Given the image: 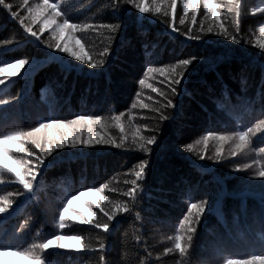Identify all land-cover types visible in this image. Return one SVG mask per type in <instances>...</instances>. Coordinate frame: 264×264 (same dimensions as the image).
I'll use <instances>...</instances> for the list:
<instances>
[{
    "label": "trees",
    "instance_id": "obj_1",
    "mask_svg": "<svg viewBox=\"0 0 264 264\" xmlns=\"http://www.w3.org/2000/svg\"><path fill=\"white\" fill-rule=\"evenodd\" d=\"M42 2L28 0V5L18 7L21 0H6L13 4L12 11L25 17L29 7ZM219 2L223 9L227 0ZM50 3L57 4L62 12L57 23L66 18L81 26L92 25L83 32L77 30L76 36L91 57L97 62L103 58L105 63L91 68L61 53L54 47L55 25L39 32L43 17L31 24L40 36L37 40L0 5V67L7 65L0 73V100L8 101L0 104V137L27 132L51 119L92 115L102 118L96 128L103 136L113 137L117 143L121 135L126 139L121 147H65L50 156L45 149L27 144L42 154L44 166L32 192H27L14 174L0 171V206L9 205L8 211L0 214V245L30 251L44 264H225L228 259L240 264L246 256L260 254L264 250V177H256V173L264 170V152L259 151L264 147V124L260 123L264 121V49L255 45L264 43V33L260 32L264 12L254 9L264 7V0H241L238 28L233 15L226 11L220 21L213 22L204 15L202 4L197 23L192 24V14L188 13L181 25L183 0H177L175 20L171 14L164 16L167 4H159V0V13L154 11L157 5L147 0L142 6L150 11L144 14L125 0ZM115 7L119 11H114ZM221 22L240 43L217 34ZM115 23L122 25L115 34L102 27ZM209 27L212 32H208ZM194 36L201 39L191 38ZM106 47L110 54L101 57ZM193 57L196 60L184 70L177 94H171L160 81L167 78L170 82L171 67ZM20 58L32 62L20 75L12 76L15 69L11 64ZM148 67L164 68L165 73L145 77ZM140 79L146 84L139 85ZM149 84L164 88L175 107L164 108L167 101L153 93ZM120 113H124L120 122L123 133L112 119ZM161 113L169 118L161 120ZM248 128L255 134H250L243 149H237L232 141L210 139L207 146L203 141L209 132L232 135ZM137 134L157 135L159 148L150 146L152 153L145 154L132 141ZM189 144L192 151L187 150ZM6 147L13 145L9 142ZM217 147L221 148L219 158L215 157ZM12 154L32 160L34 165L39 163L14 149ZM145 159L150 161L146 175L133 186L130 181L136 179L137 166ZM8 164L17 167L11 160ZM237 167L239 171L234 170ZM101 185L109 197L102 206L111 209L121 203L129 207L127 213H117L111 231L104 233L68 218L61 229L59 214L67 200ZM130 188L135 191L125 196ZM205 199L207 210L195 225L196 231L187 233L180 222L192 203ZM91 211L96 213L94 219L101 223L106 220L95 204ZM189 234L191 241H187ZM55 235H78L84 246L31 248ZM176 235H184L183 254L174 247ZM101 242L105 244L103 251L99 249ZM168 248L173 251L166 252ZM13 256L16 264H25L22 257ZM9 261L13 260L5 264Z\"/></svg>",
    "mask_w": 264,
    "mask_h": 264
},
{
    "label": "snow or ice",
    "instance_id": "obj_2",
    "mask_svg": "<svg viewBox=\"0 0 264 264\" xmlns=\"http://www.w3.org/2000/svg\"><path fill=\"white\" fill-rule=\"evenodd\" d=\"M126 3L133 5L136 9H138L139 13L144 14L150 11L149 7L142 6V4H146L147 0H140L139 3L136 0H125ZM114 3H118V0H114ZM153 4H156L154 11L159 13L161 8L159 4H167V9L164 11V16L172 15L173 20L176 17V7L177 0H159V4L157 0H152ZM203 6L204 15L208 16L212 19L213 22H217L221 20V15L224 11L228 14L233 15V23L236 24L237 28L239 26V18L241 16V0H227V3L224 5L223 9L219 0H183V13L179 17V23L181 25L185 24V20L187 18V14L191 13V21L192 24L197 23V13L200 10V6ZM0 5H3L7 10L11 12V15L14 19H17L19 24L24 27L25 31L30 34L32 37L40 40V36L37 31H34L31 27V24L37 23L41 21V17H43L41 24L42 26L39 29L40 33H43L45 30L51 28L55 25L53 29V36L56 38V43L54 47L58 49L61 53H67L68 56L74 57L77 61H82L84 64L89 65L91 68L102 67L105 63V60L102 58L98 62L95 58L91 57L88 52L85 51V45L81 43V40L77 38L76 33L77 30L83 32L87 28H91L92 25H78L76 23H70L69 19H63L62 23H57V17L62 15V12L58 10V6L55 3H50V0H43L41 4L36 5L34 8H28V16H21L18 12L12 11L13 4L6 3V0H0ZM28 5V0H21L20 5L18 7H24ZM171 10V13L170 11ZM114 11H119V7H115ZM256 12H264V7L254 9ZM47 13V15H45ZM219 13V14H218ZM26 21H30V23H26ZM102 27L108 28L113 34L117 33L119 29L122 27L120 23L102 25ZM174 27V26H173ZM220 31L217 34L224 35L227 39L232 40L235 43H240V40L237 39L235 35H232L229 28L225 25V23L221 22L218 25ZM67 30V36L64 35ZM175 30V28H174ZM212 27L208 28V32H212ZM192 28L189 27L187 30V34H191ZM260 32L264 33V26L260 28ZM193 39H201L200 36L191 37ZM63 41V43H61ZM258 48L264 49V43H257L255 45ZM49 48H52V44H48ZM105 54H110V49L108 47L104 48L103 52L100 53L101 57H104ZM196 60L195 57L191 59H182L179 61V64L173 65L169 70V75L172 76L171 81H167V78L161 80L160 83L164 84V88L170 89L171 94H177V88L183 82V78L185 77V69L188 66L192 65ZM32 61L27 58L16 59L11 67L15 69L11 73L12 76H17L21 74V70H25V66L29 65ZM7 68V65L4 67H0V73H4ZM158 72L161 74L165 73L164 68H153L148 67L144 72V76L147 77L149 73ZM3 83V81H0ZM139 85L143 86L146 84L145 79H140L138 81ZM151 88L153 93H158L163 96V98L167 101L166 104L163 105L164 108L175 107L173 101L168 98L165 94L164 88L155 87L151 84L148 85ZM139 95V94H137ZM8 103V101L0 100V104ZM133 108L136 107V104L132 105ZM146 107V105H145ZM159 111V109H157ZM124 113H120L119 115H115L112 119L115 121L116 127L119 128L120 132H124V127L120 123L121 117ZM161 120H167L169 117L163 115L161 113ZM100 116H92V115H77L75 119L71 120H61V119H51L48 122H42L38 127H34L27 132H16L10 135H5L0 137V171H7L11 174H14L16 178H18V182L23 185V188L27 192L33 191V184L37 180L38 175L40 174V169L44 166V159L42 158V154L38 155L33 148L27 147V144H31L35 147V149H45L47 155H51L55 150H63L65 147L74 148V147H91L94 145L104 146V145H115L116 147H121L124 140L126 139L123 135L120 136V143L116 142V139L113 137H105L102 135L100 130H97L96 126L101 124ZM261 124H264V121H260ZM250 134H255L253 128H248L247 131H239L232 135H216L214 132H209L207 136L203 137V141L205 146H207L208 141L210 139H215L220 142H228L232 141L236 144L237 149H243L249 143ZM134 144L139 145V149L143 151L145 154H151L153 151V147L155 146L157 149L159 148V140L157 135L143 136V135H134L132 138ZM11 142L13 148L5 147L7 143ZM199 143V141H198ZM13 149L16 153H23L29 157H35L38 164L34 165L32 160H24L16 158L12 153ZM187 150L192 151V145H187ZM260 152H264V147L259 149ZM233 156L236 155L235 151L232 153ZM221 156V148L217 147L215 150V157L219 158ZM204 156H201L200 159H204ZM209 160L213 159L212 156L207 157ZM8 160L13 161L17 167H9V164L6 162ZM218 162V160H217ZM150 163L148 159L141 161L138 164V170L135 171L134 175L136 179L130 181L133 186L137 185L138 180H143L146 172L147 165ZM251 167V165H245V168ZM239 171V167L234 169ZM256 177H264V170H260L256 173ZM255 178V177H250ZM105 185H101L100 187H91L88 189L89 193L99 194V201H85L86 207L89 209V216L86 218L84 213L76 212L75 209L72 208L74 201L80 200L82 196L86 193L80 192L79 195H73L71 199H68L63 210L59 214V227L63 229L65 227V214L69 211L75 212V215L72 216L73 221H79L81 224L91 225L95 229H102L104 233H109L111 231V225L114 221L117 213H127L129 211V207L127 204L117 203L114 204L111 209L107 207V205H103L104 201H108L109 197L104 195ZM135 191L134 188H130L128 192L124 195L128 196ZM24 193H18L17 195H23ZM134 198V197H133ZM95 204V207L100 210L106 220L101 223L99 220L94 219L96 213L91 211L92 205ZM208 201L201 200L199 203H192L188 209L187 214L184 216L183 220L180 222L181 229H184L187 233H194L196 231L195 225L199 223L202 215L207 210L206 206ZM9 205L0 206V214L6 213L8 211ZM171 239V237H169ZM184 235H176L175 236V249L179 250L181 254L185 252L186 244L182 243L184 241ZM192 240V235L189 234L187 236V241ZM58 247L61 249L65 248H81L83 247L82 238L78 235H55L53 238L46 240V242L36 245L33 244L31 246L32 249L40 248L47 250L51 247ZM99 249L103 251L105 249V244L101 242L99 244ZM170 253L173 251L172 248H168L165 250ZM15 255L22 257L25 264H44V261L39 256H34L30 251L21 252L18 249H14L11 246H3L0 245V256L4 255ZM104 257L101 256V260ZM0 264H5L3 260H0ZM8 264H16V261H9ZM225 264H233L232 259H228L225 261ZM240 264H264V250L261 251L260 254H252L250 256H246V258L240 260Z\"/></svg>",
    "mask_w": 264,
    "mask_h": 264
},
{
    "label": "rangeland",
    "instance_id": "obj_3",
    "mask_svg": "<svg viewBox=\"0 0 264 264\" xmlns=\"http://www.w3.org/2000/svg\"><path fill=\"white\" fill-rule=\"evenodd\" d=\"M5 147H6V145H5ZM6 162L9 163V160ZM82 192H84L86 194L84 196H82L80 200L74 201L72 208L75 209L76 212L84 213L86 216L89 214V212H88L87 207L85 205V201H88V202L95 201V199L99 197V194L89 193L88 191H82ZM73 215H75V212H72V211H69L68 213L65 214L66 218L71 219V220H72ZM0 260H3L4 262H6V260H13L14 261V256L11 254L0 256Z\"/></svg>",
    "mask_w": 264,
    "mask_h": 264
}]
</instances>
